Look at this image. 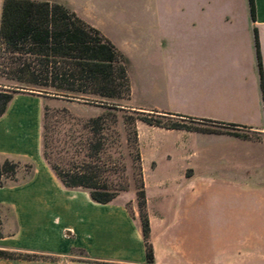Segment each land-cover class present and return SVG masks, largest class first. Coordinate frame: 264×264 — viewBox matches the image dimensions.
Here are the masks:
<instances>
[{
  "label": "crops",
  "instance_id": "1",
  "mask_svg": "<svg viewBox=\"0 0 264 264\" xmlns=\"http://www.w3.org/2000/svg\"><path fill=\"white\" fill-rule=\"evenodd\" d=\"M30 1L65 7L125 56L131 110L238 125L258 138L135 122L141 173L154 172L149 183L142 177L147 263L135 194L98 204L63 187L41 156L43 99L14 93L0 116V157L32 172L0 187V250L36 258L0 264H264V102L253 44L255 29L264 81V0H253V20L247 0Z\"/></svg>",
  "mask_w": 264,
  "mask_h": 264
},
{
  "label": "trees",
  "instance_id": "2",
  "mask_svg": "<svg viewBox=\"0 0 264 264\" xmlns=\"http://www.w3.org/2000/svg\"><path fill=\"white\" fill-rule=\"evenodd\" d=\"M253 20V0H247ZM254 53L261 100L264 102V81L256 31L253 29ZM0 77L22 87L35 88L56 98L94 105L104 110L101 116L90 119L81 130L91 137L68 136L59 146H51L44 115L41 121V156L53 174L71 190L86 191L98 204L112 201L125 187L108 184L112 169L106 152L110 142L101 134L114 130L119 124L132 134L136 171L135 198L145 261L152 262L149 243V224L145 212L140 156L135 122L149 126L186 130L199 133H225L241 139H256L241 133L244 127L207 120H195L175 114H144L129 118L118 116L122 109L113 103L128 100L130 95L127 59L97 29L65 7L44 1L3 0L0 11ZM19 87H17L18 89ZM21 89V88H20ZM34 91V90H33ZM18 90L0 89V116ZM167 122H161L160 120ZM188 123V124H185ZM194 126H190V125ZM115 132V131H114ZM63 154V156L61 155ZM108 161V162H107ZM22 161L0 157V187L15 184ZM25 176L32 172V164L24 162ZM111 172V173H110ZM0 258L34 259L35 255H21L0 250Z\"/></svg>",
  "mask_w": 264,
  "mask_h": 264
},
{
  "label": "rangeland",
  "instance_id": "3",
  "mask_svg": "<svg viewBox=\"0 0 264 264\" xmlns=\"http://www.w3.org/2000/svg\"><path fill=\"white\" fill-rule=\"evenodd\" d=\"M136 2L137 0H127ZM103 27V31L116 34L113 29L103 22L100 24ZM118 35V34H116ZM129 70V74L131 77H137V71L131 67ZM128 70V66H127ZM128 73V71H127ZM17 87H19L17 89ZM21 88V89H20ZM0 89L7 90H18L19 92H35L38 91L35 88L31 87H22L17 85L13 81L6 80L0 77ZM34 90V91H33ZM38 93L39 96L43 99V109L42 115H44V123L48 127L47 135L48 140L53 147H57L61 142L67 141L68 136H73L78 139L91 137L86 131L81 130L82 125L87 123L90 119H94L104 112L103 109L96 107L94 105H89L82 102L70 101L67 99H61L53 97L49 94L35 92ZM116 105H118L122 111L118 113V116H126L129 118H134L136 116L141 115L139 112L131 110L127 107L128 100H117L113 101ZM161 122H167L166 120H160ZM188 124V123H185ZM194 126V125H190ZM115 131V132H114ZM105 137L109 144V148L107 149L106 156L109 159L110 164H108V168L112 169V173L108 176V184L115 186L116 188L125 187L126 190L119 192L117 195L125 194L131 195L134 194L135 190V151L133 150L132 145V134L131 131H125L121 124H119L114 130H109L102 132L101 134ZM251 138H258L255 134L250 135ZM63 156V154H61ZM108 162V161H107ZM23 163L20 165L19 171L16 173L15 178H20L25 176V170L23 167ZM144 176L145 180L149 183L152 181L154 172L145 170L144 174L142 173V177ZM125 196L124 199H126ZM126 201V206L129 207V200Z\"/></svg>",
  "mask_w": 264,
  "mask_h": 264
}]
</instances>
